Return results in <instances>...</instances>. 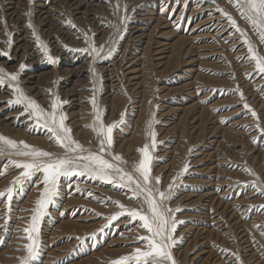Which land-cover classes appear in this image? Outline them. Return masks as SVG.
<instances>
[{
	"label": "rangeland",
	"instance_id": "1",
	"mask_svg": "<svg viewBox=\"0 0 264 264\" xmlns=\"http://www.w3.org/2000/svg\"><path fill=\"white\" fill-rule=\"evenodd\" d=\"M224 12L264 56V41L235 0H0V51L9 52L0 55V68L17 72L24 93L45 110L57 96L66 101L57 111L84 148L99 150L89 127L93 95L105 125L125 113L110 152L123 158L128 171L141 157L138 149L151 144L146 129L153 121L151 174L161 178V191L177 177L166 205L179 207L175 217L185 221L174 233L177 264H264V195L250 186H264V136L243 106L255 110L264 128V75L254 71L244 37ZM33 30L56 63L48 62ZM85 33L105 52L115 42L116 51L93 65L88 54L73 51L88 47ZM10 99L12 89L0 87V135L62 155L65 149L43 123L21 116L23 107L9 105ZM12 159L22 158L0 156V170L7 168L0 190L22 171ZM185 164L188 171L177 176ZM42 179L36 173L26 181L10 210L6 198L0 200V264H21L27 254L23 229ZM59 192L40 223L31 264H111L144 247L136 240L146 234L138 221L124 216L104 227L119 211L115 201L141 207L127 189L76 176L62 178Z\"/></svg>",
	"mask_w": 264,
	"mask_h": 264
},
{
	"label": "snow or ice",
	"instance_id": "2",
	"mask_svg": "<svg viewBox=\"0 0 264 264\" xmlns=\"http://www.w3.org/2000/svg\"><path fill=\"white\" fill-rule=\"evenodd\" d=\"M235 6L240 10L245 19L258 30L260 39L264 41V0H235ZM218 10L223 12L222 9ZM223 14L231 25L241 33V36L244 37V31L239 28L235 19L227 12ZM126 20L127 18H125ZM69 23L71 22L69 21ZM29 26L31 27V25ZM72 27H75V25H72ZM33 36L36 43L43 50L48 62L56 63V58L49 54L47 45L36 35L34 30ZM84 39L88 47L74 49L73 51L88 54L92 58L93 65L98 60L110 58L116 51L115 42L105 52L104 45L97 47L86 33L84 34ZM244 42L247 44L248 55L246 58L254 63V71L264 75V56H261L257 52L254 45L246 37H244ZM11 43V39H9V47H11ZM0 55L9 56V52L0 51ZM24 67L21 64L20 70L22 71ZM91 70L95 77V68L93 67ZM5 86L11 88L14 94V99H10L7 103L9 105L22 106L24 111L20 115H26L30 121L35 120L37 124L42 122L43 127L51 133L52 138L58 146L65 149V152L58 156L29 145L25 141H15L0 135V156L8 155L22 158L10 160V164L13 167L22 169V171L18 176L14 177L9 187L0 190V200L6 198L9 210L11 209V202L14 197L22 191L24 183L36 173H41L43 176V189L35 202V208L32 209L31 222L28 227L23 229V232L26 234L24 238L28 243L24 245L27 254L20 258L21 264H31V261L38 254L40 223L44 216L48 214L47 210L49 206L54 205L60 196V180L76 176H86L93 180L125 188L130 193L129 198L141 204V207L137 209L129 208L119 201L114 202L117 204L119 211L106 218L108 223L104 227H108L114 221L126 216L130 218V222L138 221L139 228L145 230L146 234L137 235L136 237L137 241L144 244L143 248H134L131 253L121 255L113 260L111 264H177L172 253V248L178 243L174 233L178 224H183L185 221L177 220L175 217V213L181 211L179 207L172 209L166 205V202L174 195L177 177L173 178L167 190L161 191L159 188L161 178L159 176L154 177L151 174L152 150L155 149L157 144V133L152 128L153 121L148 122L146 129L147 135L151 137V144H145L138 149L141 157L138 162L134 163L132 171H128L126 170V162L123 158L119 154H111L110 152L113 145L114 129L123 122L125 113L121 114V121L105 125L101 117V110L97 105L96 97L93 95L90 102L93 106L94 119L89 127L96 133L99 140V150L94 152L84 148L83 145L72 138L71 129L65 124L67 116L62 111H57L66 101H61L57 96L51 103V110H45L34 99L24 93L18 83L17 72L9 73L0 68V87ZM236 91L240 90L237 88ZM49 92H51L50 89ZM93 92H95V88ZM240 95L243 99L242 92H240ZM243 106L256 120V129L260 132L261 136H264V128L260 126L258 114L246 102ZM106 155H110L111 158H106ZM187 171L188 165L185 164L181 173H178L177 176ZM246 171H249L253 176L256 175L250 169H246ZM6 172L7 168L5 167V169L0 170V176L5 175ZM250 186L255 187L259 194L264 195V186L259 185L255 181ZM76 191H80L79 187L76 188ZM251 207L255 208L256 206L253 205ZM260 207L264 208V205ZM100 231L102 232L103 228ZM233 255L236 254L233 253Z\"/></svg>",
	"mask_w": 264,
	"mask_h": 264
}]
</instances>
